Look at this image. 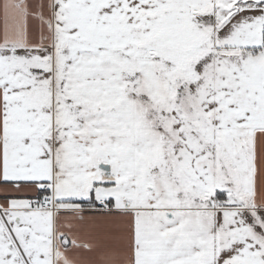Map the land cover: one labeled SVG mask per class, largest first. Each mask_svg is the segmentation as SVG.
I'll return each mask as SVG.
<instances>
[{
	"label": "snow or ice",
	"instance_id": "obj_1",
	"mask_svg": "<svg viewBox=\"0 0 264 264\" xmlns=\"http://www.w3.org/2000/svg\"><path fill=\"white\" fill-rule=\"evenodd\" d=\"M264 264V0H0V264Z\"/></svg>",
	"mask_w": 264,
	"mask_h": 264
},
{
	"label": "crops",
	"instance_id": "obj_2",
	"mask_svg": "<svg viewBox=\"0 0 264 264\" xmlns=\"http://www.w3.org/2000/svg\"><path fill=\"white\" fill-rule=\"evenodd\" d=\"M79 228L81 239L86 243H91L93 248L76 249L74 257L79 264H104L105 256L117 246L116 241L109 236L108 226L97 224L79 226Z\"/></svg>",
	"mask_w": 264,
	"mask_h": 264
}]
</instances>
